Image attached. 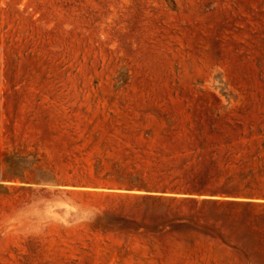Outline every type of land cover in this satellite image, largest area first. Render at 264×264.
<instances>
[{
	"label": "rangeland",
	"instance_id": "1",
	"mask_svg": "<svg viewBox=\"0 0 264 264\" xmlns=\"http://www.w3.org/2000/svg\"><path fill=\"white\" fill-rule=\"evenodd\" d=\"M263 112L264 0H0V264H264Z\"/></svg>",
	"mask_w": 264,
	"mask_h": 264
},
{
	"label": "trees",
	"instance_id": "2",
	"mask_svg": "<svg viewBox=\"0 0 264 264\" xmlns=\"http://www.w3.org/2000/svg\"><path fill=\"white\" fill-rule=\"evenodd\" d=\"M212 194H216V193H221V194H224L225 196H236L238 194L237 191H216V190H213L211 192Z\"/></svg>",
	"mask_w": 264,
	"mask_h": 264
},
{
	"label": "crops",
	"instance_id": "3",
	"mask_svg": "<svg viewBox=\"0 0 264 264\" xmlns=\"http://www.w3.org/2000/svg\"><path fill=\"white\" fill-rule=\"evenodd\" d=\"M261 117L262 121L264 122V112L261 114Z\"/></svg>",
	"mask_w": 264,
	"mask_h": 264
}]
</instances>
